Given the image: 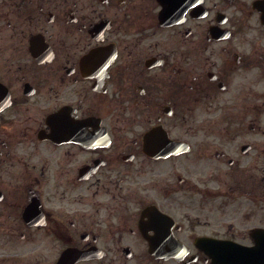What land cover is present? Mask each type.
I'll use <instances>...</instances> for the list:
<instances>
[{"label": "flooded vegetation", "instance_id": "obj_1", "mask_svg": "<svg viewBox=\"0 0 264 264\" xmlns=\"http://www.w3.org/2000/svg\"><path fill=\"white\" fill-rule=\"evenodd\" d=\"M0 264H264V0H0Z\"/></svg>", "mask_w": 264, "mask_h": 264}]
</instances>
